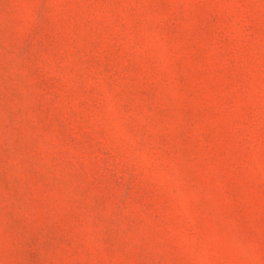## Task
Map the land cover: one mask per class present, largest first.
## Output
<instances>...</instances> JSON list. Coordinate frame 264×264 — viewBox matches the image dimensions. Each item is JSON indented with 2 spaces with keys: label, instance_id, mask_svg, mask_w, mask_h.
I'll return each instance as SVG.
<instances>
[{
  "label": "rangeland",
  "instance_id": "obj_1",
  "mask_svg": "<svg viewBox=\"0 0 264 264\" xmlns=\"http://www.w3.org/2000/svg\"><path fill=\"white\" fill-rule=\"evenodd\" d=\"M0 264H264V0H0Z\"/></svg>",
  "mask_w": 264,
  "mask_h": 264
}]
</instances>
